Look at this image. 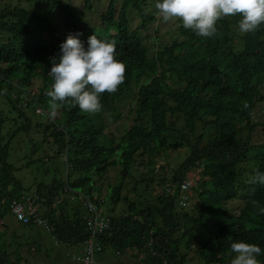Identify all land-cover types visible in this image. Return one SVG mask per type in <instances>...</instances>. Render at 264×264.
<instances>
[{
    "label": "trees",
    "instance_id": "16d2710c",
    "mask_svg": "<svg viewBox=\"0 0 264 264\" xmlns=\"http://www.w3.org/2000/svg\"><path fill=\"white\" fill-rule=\"evenodd\" d=\"M97 2L105 6L99 22L89 27L86 17L62 0H43L40 7L27 0L16 5L0 0V95L11 106L9 114L0 110V264L28 260L23 248L36 245L26 232L29 226L18 221L22 229H14L5 220L12 214L11 202L33 190L15 175L18 167L9 161L11 142L16 132L30 141L43 126L33 123L25 109L50 104L51 58L70 34L78 35L85 47L94 34L115 46L116 58L126 66L125 79L115 92L101 94V107L133 94L134 116L118 139L113 136L116 143L107 145L100 139L105 130L92 115L70 99L55 102L59 118L49 119L44 127V141L55 145V152L44 159L66 156L71 173L65 180L53 177L34 187L59 242L73 246L86 240L80 207L70 202L71 195H100L96 174L121 164L125 177L134 168L146 172L137 180L143 199L121 196L122 184L115 188L118 196L110 197L112 203L124 198L126 208L110 214L111 228L98 236L103 251L136 249L148 258L147 264H187L196 256L204 264H230L233 241L264 250V185L255 179L264 173V145H254L252 137L258 125L256 106L264 101V24L240 33V17L226 15L217 22L215 35L201 37L177 20L179 38L159 40L151 50L140 34L156 20L148 0ZM92 3L85 0L83 7L93 12ZM133 12L141 19L138 26ZM37 79L42 85L31 93L28 87ZM10 119L21 124L7 131ZM171 152L183 156L180 163L154 177L156 168L168 167L163 162L170 164ZM194 167L204 168L202 181L191 206L180 209L179 185ZM155 182L164 187L153 189ZM235 200L240 205L232 207ZM38 244L34 248L40 252ZM257 259L264 264V251Z\"/></svg>",
    "mask_w": 264,
    "mask_h": 264
},
{
    "label": "clouds",
    "instance_id": "9594fccd",
    "mask_svg": "<svg viewBox=\"0 0 264 264\" xmlns=\"http://www.w3.org/2000/svg\"><path fill=\"white\" fill-rule=\"evenodd\" d=\"M154 8L156 15L164 22L179 20L184 29H190L201 37H212L215 35L217 22L226 15L240 17L238 21L240 33L253 32L261 24H264V0H155ZM117 55L115 46L112 43L98 38L95 34L88 38L87 47H85L78 35L70 34L61 43L59 54L51 58L52 67L49 72L53 77V84L47 95L51 98L50 104L52 108H55L56 101L63 102L70 99L74 106H78L85 113L100 111L101 94L104 92H115L125 79L126 66L121 60L116 58ZM14 96L16 95L14 94ZM32 98L33 96H31ZM36 105L41 104L36 103ZM37 112L40 115H47L48 119L52 118L43 108L41 110L38 107L36 109ZM203 169V167H194L186 172L184 179L179 185L178 200L180 209H187L191 206L190 195L195 193V189L199 187L202 181ZM197 171H199V178L196 184L189 190L183 191L182 184L188 174ZM255 179L261 185H264V173L258 174ZM168 191L171 190L168 189ZM32 194L39 196L34 188V190L24 192L20 198L14 200H20ZM100 196L98 193L87 194L79 191H75L71 195V199L76 201L75 205L80 207V217H82L85 231L87 232L86 240L79 245H75L78 250L73 256L74 260L81 264H86L83 258L87 254L86 249H88L91 242L93 247L92 264H106L105 262L108 258H104V256L111 251L121 257L136 255V257L141 258L142 255H138V250L136 249H127L125 253L114 251V249L103 251V247L98 241V236L111 228V217L110 214H106L103 211L102 203L104 201L103 199L99 200ZM86 198H89L95 204L102 216L109 219V227L103 231H97L94 235L87 225L86 218L90 213L85 206ZM11 204V213L17 221L27 226L32 225L35 228L42 227L56 243H60L59 239L53 235L52 224L44 216V208L41 206L40 196L37 201L39 215L47 222L50 229L35 222L24 223L20 221L12 212ZM261 211L264 212V209H261ZM230 248L235 254L231 258L230 264H260L257 257L264 251L259 245L243 240L233 241Z\"/></svg>",
    "mask_w": 264,
    "mask_h": 264
},
{
    "label": "rangeland",
    "instance_id": "374dc122",
    "mask_svg": "<svg viewBox=\"0 0 264 264\" xmlns=\"http://www.w3.org/2000/svg\"><path fill=\"white\" fill-rule=\"evenodd\" d=\"M5 2H10L12 5H16L19 3V0H3ZM31 6H41L43 0H27ZM66 4H71L74 6L76 12L80 13L82 16L86 17L88 26L91 27L93 24L99 22V14L103 10L105 5H102L101 2H97V0H93V12L87 11L84 6L85 0H62ZM106 1V0H103ZM109 1V0H107ZM155 0H148V3L151 4V11L156 10L154 8ZM60 10V9H59ZM132 19L134 21V26H138L141 21L140 17L133 12ZM57 15H55V18ZM177 20L164 22L161 18L156 15V20L149 24V29L140 30L141 36L145 38V41L150 44L151 50L157 49L158 41L162 40L165 42L172 41L176 38H179L178 28H177ZM57 22L62 23V19H58ZM42 85L40 79H37L34 85L29 88V91L32 93L35 88H38ZM42 108L47 111L48 114L52 116L51 120L59 118V109L52 108V106L47 103L45 105H34L30 108H26L25 111L32 118L33 123H44L41 128L35 130V134L32 135V139L30 141L27 139V136L24 133L16 132L13 133V138L11 142V153L9 156V161L13 163L17 170H15V175L22 179L23 185L26 189L36 188L35 184L38 183H47L53 177H57L58 179L66 178L67 173H71V171L67 170L65 159L66 156H60L57 159H52L51 161L44 157H48L52 155L55 151L53 144L47 143L44 141V127L48 125V116L40 115L38 112L36 113V109ZM134 107V95H126L121 98H118L114 103L110 106L102 108L100 110L103 111L104 114L100 116H96L95 114H99L100 111L96 113H88L94 117V121H96L98 127H103L105 130V134L100 135V139L102 143H106L110 145L112 141L116 143L117 139L123 134L125 128L132 123L133 112L132 109ZM9 108H11L9 101L4 96L0 95V110H3L6 114H9ZM15 116L17 117L18 112L13 110ZM11 117H14L13 114H10ZM255 122L258 123L257 126H254L256 129L253 131V140L254 145L260 144L264 145V101L258 103L256 106V110L254 113ZM12 119L7 123L6 130L8 131V127L12 126V130L15 129L16 123L21 124V120L17 119L15 124L11 123ZM14 122V121H12ZM10 130L9 133L12 132ZM113 136L117 139L113 140ZM169 162H163L164 164H168V167L165 169L156 168V173L154 177H157L158 174L160 177L166 175L167 173L172 172L171 168L176 167L183 156L178 154L177 152H171ZM159 163V160H157ZM158 165V164H157ZM123 167L121 164H117L115 166L109 167L107 172H103L102 174H96L95 182L97 183V188L101 190L99 200L103 199L102 209L106 214H116L120 213L123 209L126 208V200L124 198H120L115 204L112 203L111 198L113 195L115 197L118 194H114V190L116 187L123 185V191L121 189V196H128L130 200L135 202L143 199V190L140 188L141 185L138 184V178L146 176V172L141 173L137 172L135 168L131 171V173L125 177L123 176ZM70 170V169H69ZM148 169H143L145 171ZM163 187L164 185L161 184ZM162 186H158L157 182L152 186L153 189H162ZM29 192V191H25ZM120 195V194H119ZM195 198L194 193L190 195V203L192 204ZM162 201H165V198H162ZM70 202L76 203V201L70 199ZM240 205V200H235L233 202L232 207H237ZM7 225L10 228L22 229L20 223L15 219L12 214H9L6 217ZM31 233H30V232ZM26 232L32 235L31 240L36 241V245L32 244V248L25 249L24 255L28 260L18 262L19 264H81L78 261H75L73 256L76 254L78 250L77 247L68 246L64 243H56L55 240L52 239L51 235L45 231L42 227L35 228L32 226L28 227ZM39 243V244H38ZM37 244L40 246V252H37L36 247ZM107 257L108 260L105 262L106 264H147L148 258L146 256H141V258L136 257V255H130L127 257H121L112 251L110 253H106L104 258ZM192 255L189 257L191 258ZM190 259L187 264H204L202 261L196 259ZM99 261V257H98Z\"/></svg>",
    "mask_w": 264,
    "mask_h": 264
},
{
    "label": "built area",
    "instance_id": "2783aa9c",
    "mask_svg": "<svg viewBox=\"0 0 264 264\" xmlns=\"http://www.w3.org/2000/svg\"><path fill=\"white\" fill-rule=\"evenodd\" d=\"M198 172L199 171L188 174V177L182 184L183 191L189 190L193 185L196 184L199 178ZM38 199L39 196L37 194H32L25 196L20 200H14L11 204L12 212L20 221L24 223L35 222L38 225H43L47 229H50V226L47 224V222L39 215V206L37 204ZM85 206L88 208L90 213V215L86 218L87 225L93 235L97 231H103L109 227V219L101 215L100 211H98L95 204L89 198H86ZM86 250L87 254L83 258V260L86 264H92V242Z\"/></svg>",
    "mask_w": 264,
    "mask_h": 264
}]
</instances>
